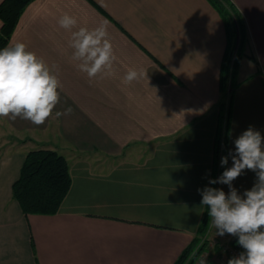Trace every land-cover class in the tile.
I'll return each mask as SVG.
<instances>
[{"label":"crops","instance_id":"1","mask_svg":"<svg viewBox=\"0 0 264 264\" xmlns=\"http://www.w3.org/2000/svg\"><path fill=\"white\" fill-rule=\"evenodd\" d=\"M232 1L248 26V64L236 77L223 171L239 135L251 126L264 136V0ZM65 13L77 29L107 25L115 76L90 82L78 71L70 32L57 23ZM16 42L58 69L63 90L54 112L72 109L38 127L59 130L64 144L94 158L69 164L72 184L57 214H25L12 185L26 155L13 154L8 138L0 143V264H175L207 208L198 189L223 172L227 37L219 12L208 0H33L9 45ZM129 68L147 78L124 85ZM24 121L0 117L1 138L11 122ZM255 182L244 170L233 187L243 195ZM204 239L205 264H227L223 245L234 237L216 235L210 222Z\"/></svg>","mask_w":264,"mask_h":264},{"label":"clouds","instance_id":"2","mask_svg":"<svg viewBox=\"0 0 264 264\" xmlns=\"http://www.w3.org/2000/svg\"><path fill=\"white\" fill-rule=\"evenodd\" d=\"M57 23L70 32L71 58L90 82L116 75L117 56L105 23L77 29V18L68 13ZM146 78L145 69L129 68L122 83L130 85ZM62 90L58 69L54 70V66L28 50L25 43L16 42L0 49V117L12 121L20 118L41 126L49 118L70 115L71 107L54 112L61 101ZM234 146V153L229 152L232 166L225 168L217 179L209 180V184L228 185V194L213 187L198 189L202 196L201 206H208L216 235L227 233L238 237L237 243L244 249L227 264H264V136L250 126L234 140ZM227 164L228 156H223L221 166ZM244 170L255 172L256 182L240 195L233 181ZM199 264H205V260L201 259Z\"/></svg>","mask_w":264,"mask_h":264},{"label":"trees","instance_id":"3","mask_svg":"<svg viewBox=\"0 0 264 264\" xmlns=\"http://www.w3.org/2000/svg\"><path fill=\"white\" fill-rule=\"evenodd\" d=\"M33 0H3L0 3V49L8 46L18 22L26 7ZM219 12L226 29L227 44L221 65V89L226 98V127L223 156H226L227 136L232 117V98L237 86V74L241 56L245 55L249 32L246 20L232 0H208ZM254 61H257L251 56ZM224 108V107H223ZM222 130L220 131V134ZM219 136L216 149V163L220 156ZM222 156V157H223ZM224 169L220 166L219 173ZM218 174V172H217ZM217 179V175L213 178ZM72 184L70 165L67 158L54 149L29 151L20 169L19 177L12 185L13 197L25 214L54 215L65 200ZM215 184H212L214 188ZM207 206L197 236L179 255L175 264H196L204 252L205 237L211 218ZM204 239V241H203Z\"/></svg>","mask_w":264,"mask_h":264},{"label":"rangeland","instance_id":"4","mask_svg":"<svg viewBox=\"0 0 264 264\" xmlns=\"http://www.w3.org/2000/svg\"><path fill=\"white\" fill-rule=\"evenodd\" d=\"M246 64H248L247 58L245 55H242L239 67L240 65L245 66ZM224 100L225 103L228 102L229 97H224ZM17 125L20 126L15 128L16 125L12 124L11 122V124H9L10 128L8 127V130H3L5 132L4 138H1L2 130L0 129V143H2L5 138H8L7 140L9 141V144L12 145L11 149L13 150V154L17 156H25L29 151L45 148L54 149L63 154L69 161L70 165H73L79 158H94V156L91 157L92 155L89 152H74L77 150L76 146H68L64 144V140H61V137H58L59 130L57 129L39 128L38 126L31 124L29 121H24L21 124L17 122ZM5 126L7 127V124ZM127 148L128 149L125 151V153L134 147ZM140 149L142 153L145 152L141 147Z\"/></svg>","mask_w":264,"mask_h":264},{"label":"built area","instance_id":"5","mask_svg":"<svg viewBox=\"0 0 264 264\" xmlns=\"http://www.w3.org/2000/svg\"><path fill=\"white\" fill-rule=\"evenodd\" d=\"M221 238H223V239H228V238H230V237H234V236H232V235H230V234H225L224 236H220ZM237 237H234V239H236ZM204 241V240H203ZM223 251L224 252H226L228 255H229V257L230 258H233V257H236V256H238L242 251H244V249L241 247V246H239V245H232V246H229V245H223ZM206 256V254H202L201 255V257H200V259L197 261V263L196 264H199V262H200V260L203 258V257H205Z\"/></svg>","mask_w":264,"mask_h":264},{"label":"water","instance_id":"6","mask_svg":"<svg viewBox=\"0 0 264 264\" xmlns=\"http://www.w3.org/2000/svg\"><path fill=\"white\" fill-rule=\"evenodd\" d=\"M237 241H238V240H237ZM237 241L235 242V245H236V246L238 245Z\"/></svg>","mask_w":264,"mask_h":264}]
</instances>
